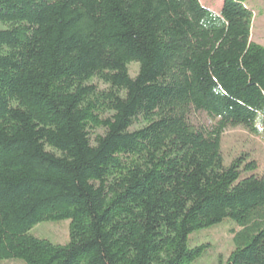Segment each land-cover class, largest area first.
I'll return each mask as SVG.
<instances>
[{
	"label": "trees",
	"instance_id": "16d2710c",
	"mask_svg": "<svg viewBox=\"0 0 264 264\" xmlns=\"http://www.w3.org/2000/svg\"><path fill=\"white\" fill-rule=\"evenodd\" d=\"M253 16L246 0H0V264H192L189 235L228 217L221 264H264V172L221 150L228 128L264 138ZM63 219L65 244L31 232Z\"/></svg>",
	"mask_w": 264,
	"mask_h": 264
},
{
	"label": "rangeland",
	"instance_id": "374dc122",
	"mask_svg": "<svg viewBox=\"0 0 264 264\" xmlns=\"http://www.w3.org/2000/svg\"><path fill=\"white\" fill-rule=\"evenodd\" d=\"M224 0H201L205 6L219 11ZM248 7L253 11L252 40L264 46V0H246ZM132 76L138 71V64L129 65ZM221 150L226 166L230 165L236 158L243 157L240 169L245 164L255 160L258 164L255 174L262 175L264 172V138L255 136L243 126L228 128L222 136ZM251 174V171H243V175ZM70 220L43 221L37 224L32 233L38 237H44L54 243L65 244L70 239ZM236 222L232 218L193 231L189 235L191 247L205 245L203 256L192 264H221L226 262L231 250L234 249L233 229ZM6 264H22L19 261H9Z\"/></svg>",
	"mask_w": 264,
	"mask_h": 264
},
{
	"label": "crops",
	"instance_id": "0c3cea01",
	"mask_svg": "<svg viewBox=\"0 0 264 264\" xmlns=\"http://www.w3.org/2000/svg\"><path fill=\"white\" fill-rule=\"evenodd\" d=\"M207 7H209L211 10H213V11H215V12H219V11H216V10H214V9H212V7H210V6H207ZM222 7V6H221ZM221 9V8H220Z\"/></svg>",
	"mask_w": 264,
	"mask_h": 264
}]
</instances>
